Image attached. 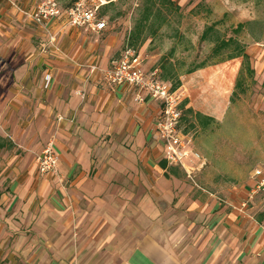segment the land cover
Returning a JSON list of instances; mask_svg holds the SVG:
<instances>
[{"label":"crops","instance_id":"crops-1","mask_svg":"<svg viewBox=\"0 0 264 264\" xmlns=\"http://www.w3.org/2000/svg\"><path fill=\"white\" fill-rule=\"evenodd\" d=\"M18 1L25 13L0 4V243L6 244L0 247L7 255L35 250L42 261L49 247L55 254L49 264H84L82 252L98 246L118 252L98 264H264V193L242 206L255 186L254 170L243 189L223 197L191 194L193 187L176 178L181 167L160 165L161 104L148 96L138 100L134 87L90 71L92 64L110 67L121 47L114 36L103 38L109 23L88 33L63 18L52 20V44L26 15L37 0ZM248 3L247 9L235 5L246 12L237 23L264 16V0ZM246 52L256 79L264 81V41ZM149 57L145 70L156 67ZM242 63L238 57L195 71L192 85L210 91L216 84V100L230 98ZM214 104L208 112L189 102L220 120L225 103ZM52 136L60 179L37 177L35 154L27 151L30 140L39 148ZM28 228L37 231L38 246H8L15 234L24 242ZM62 246L76 252L71 261L57 256Z\"/></svg>","mask_w":264,"mask_h":264},{"label":"rangeland","instance_id":"rangeland-1","mask_svg":"<svg viewBox=\"0 0 264 264\" xmlns=\"http://www.w3.org/2000/svg\"><path fill=\"white\" fill-rule=\"evenodd\" d=\"M43 1L37 0L32 6L34 8L27 13L32 12ZM56 1L62 7L71 0ZM109 1L111 2L101 11V15L109 23V29L103 38L111 35L122 42L112 59L119 58L122 51L128 47L140 52L142 50L144 62L146 58L149 60V56L154 57L155 65H160L161 58L166 57L175 64L181 81L180 86H184L183 90L186 92L187 89L186 93L189 94L186 107L191 108L193 114L184 113L182 128L191 135L196 150L206 163L201 170L195 171L191 176L179 168L178 176L175 177L193 187L191 194L198 192L210 196V193H213L223 197L224 193L232 188L243 189V186L251 180L253 170L264 168V81L262 78L256 79V74L251 77L245 73L241 81L242 85L235 86L233 95L217 101L215 97L219 91L216 84L214 87L210 86V91L206 90L210 88H205V84L192 85V73L202 68L190 73L187 71L202 63L206 64L203 68H216L219 65L216 63L219 57L212 54V43L201 40L206 26L216 25L225 37H237L249 46L254 41H264V16L259 14L258 19L252 21L249 28L240 30L237 27L243 22L237 23V21L246 12L233 9L235 5L247 9L250 0H175L180 6L179 12L168 15L165 10L167 20L160 19L154 23L151 21L145 23L141 21L144 20L146 13V0ZM0 4L25 13L23 8L26 7L18 0H0ZM26 15L29 17L28 14ZM172 81L175 82V79ZM186 84L190 85V90L186 88ZM190 101L193 106L199 102L204 106L201 108H205L204 110L208 112H213L211 110L215 109L214 103L223 101L225 103L223 115L217 120L214 115H206L204 112L207 111L190 106ZM29 143L31 146L27 151L35 154L36 163L38 155L46 147L53 146L56 150L54 136L42 146L39 145L40 149L39 141L30 140ZM35 147L39 149L36 153L33 151ZM5 172L6 170L2 171V177ZM39 174L42 175L37 170V177ZM60 176L59 171L56 177L60 179ZM62 221H66L64 215ZM34 232L37 231L28 228V236H23L24 242L22 236L17 239L16 234L10 236L12 242L8 246H14L15 242H21L20 246H38L40 237L38 240ZM0 246L6 244L0 243ZM62 248V254L57 255L61 259L71 261L72 257L76 256L75 251H70L71 246H62ZM105 248L91 246L88 251L82 252L84 264L87 261L89 264H98L105 259L118 256V252L108 251ZM47 251L48 256L44 259L46 261H40L35 250L31 251L30 255H22L19 251L13 253L14 255H7L5 248L0 247V264H49V260L53 259L55 254L49 247Z\"/></svg>","mask_w":264,"mask_h":264},{"label":"built area","instance_id":"built-area-1","mask_svg":"<svg viewBox=\"0 0 264 264\" xmlns=\"http://www.w3.org/2000/svg\"><path fill=\"white\" fill-rule=\"evenodd\" d=\"M109 0H77L69 8H62L56 0H44L32 12L27 13L48 34L50 42L55 44L56 34L49 23L63 18L65 23L82 29L84 32H100L107 27L108 20L101 15L103 6ZM91 73H101L115 85L127 84L135 88L136 99L144 96L158 101L161 112L157 123V136L165 147V160L171 166H179L191 176L205 165L202 155L193 147L192 137L184 133L181 127L183 117L182 104L186 92L180 86L173 88L171 82L161 76V70L153 67L144 69V56L140 51L126 48L119 58L112 61L110 67L102 68L98 64L90 65ZM50 83V76L46 78ZM37 168L41 174H59V157L53 146H48L37 157ZM255 186L248 194V200L242 202L246 207L255 195L264 193V168H256L253 173Z\"/></svg>","mask_w":264,"mask_h":264},{"label":"trees","instance_id":"trees-1","mask_svg":"<svg viewBox=\"0 0 264 264\" xmlns=\"http://www.w3.org/2000/svg\"><path fill=\"white\" fill-rule=\"evenodd\" d=\"M76 1L77 0H71L66 6H62V7H64V9L69 8ZM108 4L103 6V8H105ZM165 10L167 11L168 15L171 13L172 14L177 13L180 10V6L175 0H146V7H145L146 13L144 16V20H142L141 22L144 21L146 23V21L148 22L151 21V23H154L160 19L167 20V15L164 14ZM145 23H143L144 26ZM252 23H253L252 21H246L240 23L237 29L241 30L242 28H249L252 25ZM201 40L209 41L210 43H212V54L219 57L216 63L225 62L227 60H231L238 57L243 58L242 68L240 70L236 86L242 85L241 81L245 73L253 77L255 71L251 67L250 56L246 52L247 45L242 41H240L237 37L234 36L225 37L221 33V31L216 27V25L211 24L205 27L201 36ZM205 66L206 64L202 63L196 68L188 70L187 72L190 73ZM156 67L160 68L162 78L166 81L171 82L172 87L174 89L180 87L181 81L179 79V74L176 71L175 64L170 59H167L166 57L161 58L160 65L156 64ZM172 79H175V82H173ZM182 109H183V117L185 112L188 114H193V110L191 108L186 107V101L183 102ZM181 127H182V121H181ZM182 130L184 131V133H188V131L184 130L183 128ZM160 165L163 168L168 167V163L166 160H162L160 162ZM169 169L172 172V174H176L177 168L170 167Z\"/></svg>","mask_w":264,"mask_h":264}]
</instances>
